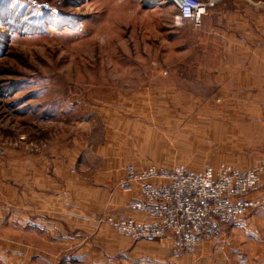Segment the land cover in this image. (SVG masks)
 I'll use <instances>...</instances> for the list:
<instances>
[{
  "label": "crops",
  "instance_id": "1",
  "mask_svg": "<svg viewBox=\"0 0 264 264\" xmlns=\"http://www.w3.org/2000/svg\"><path fill=\"white\" fill-rule=\"evenodd\" d=\"M199 1L211 3L199 26L173 17L178 56L151 90L156 107L103 110L100 142L84 133L25 157L0 184V264H264V0ZM162 132H182L179 147H217L236 170L263 168L245 216L179 254L170 235L131 243L100 223L107 213L146 219L127 209L136 188L114 187L126 165L161 160Z\"/></svg>",
  "mask_w": 264,
  "mask_h": 264
},
{
  "label": "rangeland",
  "instance_id": "2",
  "mask_svg": "<svg viewBox=\"0 0 264 264\" xmlns=\"http://www.w3.org/2000/svg\"><path fill=\"white\" fill-rule=\"evenodd\" d=\"M177 14L169 0H0V184L25 157L84 133L100 142L103 110L156 107L151 90L178 56L167 43ZM166 135L164 156L146 165H227L209 143L195 150L177 145L182 132Z\"/></svg>",
  "mask_w": 264,
  "mask_h": 264
},
{
  "label": "built area",
  "instance_id": "3",
  "mask_svg": "<svg viewBox=\"0 0 264 264\" xmlns=\"http://www.w3.org/2000/svg\"><path fill=\"white\" fill-rule=\"evenodd\" d=\"M169 1L180 19L194 26L201 24L211 5L199 0ZM262 169L240 171L220 164L192 170L182 165L166 168L128 164L114 188L121 192L136 188V197L127 209L146 219L107 213L100 223L124 235L131 243L170 235L172 253L179 254L205 239H220L245 216L247 197L259 185Z\"/></svg>",
  "mask_w": 264,
  "mask_h": 264
}]
</instances>
